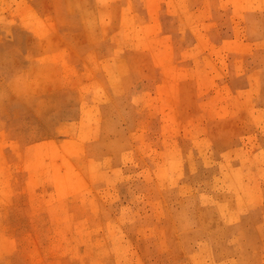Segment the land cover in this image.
Returning a JSON list of instances; mask_svg holds the SVG:
<instances>
[{"label": "rangeland", "instance_id": "obj_1", "mask_svg": "<svg viewBox=\"0 0 264 264\" xmlns=\"http://www.w3.org/2000/svg\"><path fill=\"white\" fill-rule=\"evenodd\" d=\"M220 263L264 264V0H0V264Z\"/></svg>", "mask_w": 264, "mask_h": 264}, {"label": "bare ground", "instance_id": "obj_2", "mask_svg": "<svg viewBox=\"0 0 264 264\" xmlns=\"http://www.w3.org/2000/svg\"><path fill=\"white\" fill-rule=\"evenodd\" d=\"M69 2H70V1H69ZM73 3H74V2H73ZM66 4H67V3H66ZM69 4H70V3H69ZM74 4H75V3H74ZM73 6H74V5L70 6L71 12L75 9V7H74V9L72 10L71 7H73ZM76 7H77V6H76ZM69 11H70V10H69ZM69 11H68V12H69ZM71 12H69V13H71ZM72 13H74V11H73ZM85 107H87V106L85 105ZM86 109H87V108H86ZM83 110H85V109L83 108ZM174 165H175V164H174ZM247 181H248V180H247ZM247 184H249V183L247 182ZM247 184H246V185H247ZM251 184H252V183H251ZM251 186H252V185H251ZM232 191H233V189H232ZM237 191H238V190H237ZM239 191H240V189H239ZM249 192H250V191H249ZM251 192H252V189H251ZM241 193H242V192H241ZM249 194H250V193H249ZM222 195H223V194H222ZM224 195H225V194H224ZM240 195H241V194H240ZM240 195H239V196H240ZM226 196H227V194H226ZM226 196H225V197H226ZM237 196H238V195H237ZM239 196H238V197H239ZM244 196H246V195H244ZM228 197H229V196H228ZM202 198H204V197H202ZM222 198H224V197H222ZM232 198H233V197H232ZM239 198H240V197H239ZM242 198H243V197H242ZM225 199H226V198H225ZM230 199H231V198H230ZM237 199H238V198H237ZM246 199H248V198H246ZM240 200H241V199H240ZM203 201H204V200H203ZM208 201L211 202V200H208ZM221 201H222V200H221ZM224 201H225V200H224ZM228 201H229V200L226 201L225 205L227 204L228 206H230V204H228ZM204 202H205V201H204ZM211 203H213V200H212ZM214 203H215V202H214ZM217 203H218V202H217ZM223 203H224V202H223ZM223 203H222V204H223ZM218 205H219V204H218ZM228 206H227V208H228ZM224 207H225V206H224ZM233 207H234V206H233ZM219 210H220V209H219ZM225 210H226V209H225ZM223 211H224V210H223ZM223 211H222V212H223ZM229 212H230V211H229ZM220 214H222V213H220ZM223 215H225V214H223ZM223 215H221V216H223ZM226 215L228 216V213H227ZM230 215H231V214H230ZM214 217H215V216H214ZM217 217H218V216H217ZM224 217H225V216H224ZM236 217H237V216H236ZM236 217H234L235 220L231 217V218L234 220V222H235L236 219H237ZM238 217H239V215H238ZM210 218H211V217H210ZM218 218H219V217H218ZM222 218H223V217H222ZM222 218H220V219H222ZM231 218H229V219H231ZM222 220H223V219H222ZM238 220H239V219H238ZM238 220H237V221H238ZM224 222H225V221H224ZM224 222H223V224H224ZM231 222H232V220H231ZM231 222H229V223H231ZM232 223H233V222H232ZM232 223H231V224H232ZM235 223H236V222H235ZM205 228H206V227H205ZM213 228H215V227H213ZM207 233H208V232H207ZM207 235H208V234H207ZM223 238H224V236H223ZM235 238H236V237H233L232 240L235 239ZM236 239H237V238H236ZM228 241H230V240H228ZM233 241H234V240H233ZM225 260H226V259H225ZM225 260H224V262H225ZM234 260H235V259H234ZM221 261H223V260H221ZM221 261H220V262H221ZM228 262H229V260H228ZM235 263H236V262H235ZM220 264H222V263H220ZM232 264H233V263H232Z\"/></svg>", "mask_w": 264, "mask_h": 264}]
</instances>
